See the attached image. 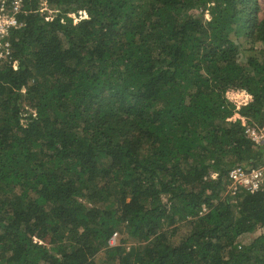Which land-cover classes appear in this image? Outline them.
I'll return each mask as SVG.
<instances>
[{
    "label": "trees",
    "instance_id": "obj_1",
    "mask_svg": "<svg viewBox=\"0 0 264 264\" xmlns=\"http://www.w3.org/2000/svg\"><path fill=\"white\" fill-rule=\"evenodd\" d=\"M24 10L0 67V264H264V235L238 242L264 191L223 195L264 160L259 0Z\"/></svg>",
    "mask_w": 264,
    "mask_h": 264
},
{
    "label": "built area",
    "instance_id": "obj_2",
    "mask_svg": "<svg viewBox=\"0 0 264 264\" xmlns=\"http://www.w3.org/2000/svg\"><path fill=\"white\" fill-rule=\"evenodd\" d=\"M26 2L27 0H0V67L9 65L15 70L18 69L19 63L13 61L11 35L24 26L20 16L26 14L24 10ZM46 10H48L47 4L43 3L41 12ZM46 20H52V16H47ZM245 135L256 148H260L264 152V128L248 127ZM212 177L217 179L218 173H214ZM260 191H264V160L263 164L256 168L239 165L231 169L228 173L223 195L229 196L236 203L242 192L257 193ZM203 212H206V208ZM114 239L111 240V245Z\"/></svg>",
    "mask_w": 264,
    "mask_h": 264
},
{
    "label": "rangeland",
    "instance_id": "obj_3",
    "mask_svg": "<svg viewBox=\"0 0 264 264\" xmlns=\"http://www.w3.org/2000/svg\"><path fill=\"white\" fill-rule=\"evenodd\" d=\"M261 6L264 8V0H259ZM50 16H52V12H49ZM240 41H242V43L245 45L246 48H251L252 46L255 47V45L253 43L250 44H246V42L244 41V39H240ZM257 50L262 48L261 46H256L255 47ZM31 112H33L32 110H30ZM25 123V121H24ZM26 124V123H25ZM188 228L185 226L181 229V233L180 235H183L185 233H187ZM264 235V227L263 228H259L255 233L253 234H245L243 235L241 238H239L238 242L240 245L242 246H247L250 245L256 238H258L259 236ZM115 239L113 240V246H119L120 241L123 237L117 236L114 237ZM127 248H130V245H127Z\"/></svg>",
    "mask_w": 264,
    "mask_h": 264
}]
</instances>
